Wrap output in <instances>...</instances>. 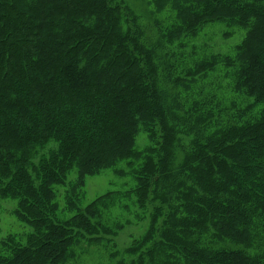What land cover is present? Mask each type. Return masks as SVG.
<instances>
[{
  "label": "trees",
  "instance_id": "16d2710c",
  "mask_svg": "<svg viewBox=\"0 0 264 264\" xmlns=\"http://www.w3.org/2000/svg\"><path fill=\"white\" fill-rule=\"evenodd\" d=\"M153 2L170 3L175 20L161 25L124 0H0V196L32 228L26 241L0 239V264L65 261L90 219L81 208L77 226L76 216L47 214L41 205H58L54 183L140 157L125 195L138 197L150 225L119 264H264V0ZM216 20L245 30L225 62L243 103L197 99L186 111L180 89L223 54L183 76L157 48ZM137 124L151 136L144 150Z\"/></svg>",
  "mask_w": 264,
  "mask_h": 264
},
{
  "label": "rangeland",
  "instance_id": "374dc122",
  "mask_svg": "<svg viewBox=\"0 0 264 264\" xmlns=\"http://www.w3.org/2000/svg\"><path fill=\"white\" fill-rule=\"evenodd\" d=\"M124 1L126 4L131 2L136 8L140 5L146 6L152 18L164 26L176 18V12L170 3L159 11L153 0ZM124 21V13L121 11L120 22L123 26ZM244 35L245 30L241 26L231 24L227 20L226 22L216 20L204 28L199 27L197 34L194 37L183 38L184 42H163L158 46L161 61L173 63L177 68L176 73L183 76L185 73L181 68L189 63L193 66L214 53L223 54L220 62L213 66L208 64L204 66V72L190 76L189 88L180 89L186 111L197 99L201 101L219 99L220 105L230 108L235 100L238 105H242L243 101L238 98L240 93L234 88L233 67L225 62L229 56L236 58V47ZM132 132L138 149L144 150L151 144L150 133L141 124H137ZM188 141L189 137H185L183 142L189 143ZM53 147L54 142L50 143L49 148L43 150V153H47ZM97 156L100 159L104 158L100 154ZM37 158L34 160L37 161ZM143 161V157L134 159V166H130L126 160L116 163L103 161L99 167L92 163L93 166L91 165L87 174L82 175L79 169L74 168L62 184L54 183L56 197L53 199L58 205L54 211L50 209V205H41L45 212L52 216L56 214L60 219L76 216L70 223L74 226L78 225L76 220L82 222L83 217L90 219L84 230L85 234L78 238L76 244L70 245L66 260L60 264H119L121 259L128 260L130 257L128 247L141 241L150 225L149 213L139 207L138 197L134 193L125 195V190L136 186L132 170ZM116 194H120L121 197H116ZM98 198L100 201L96 204L98 208L95 213L89 206ZM16 207V200L0 196V239L14 234L18 239L26 241V235L32 230L15 215ZM80 208L85 210L83 217L78 215Z\"/></svg>",
  "mask_w": 264,
  "mask_h": 264
}]
</instances>
